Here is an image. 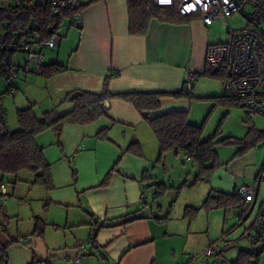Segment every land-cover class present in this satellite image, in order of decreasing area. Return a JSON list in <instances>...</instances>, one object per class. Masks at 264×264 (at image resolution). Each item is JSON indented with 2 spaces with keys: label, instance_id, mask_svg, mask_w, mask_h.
<instances>
[{
  "label": "crops",
  "instance_id": "crops-1",
  "mask_svg": "<svg viewBox=\"0 0 264 264\" xmlns=\"http://www.w3.org/2000/svg\"><path fill=\"white\" fill-rule=\"evenodd\" d=\"M77 18L80 26H68L64 35L57 30L61 39L56 48L42 50L44 64L57 62L66 67L64 72L46 78L35 73L33 66H29L30 71L27 72L24 70L25 62L20 65L21 71L12 87L7 85L4 90L7 94L18 95L16 103L19 106L14 114L17 109L30 104L34 105L38 117L52 109L66 112L72 107L63 102L69 91L81 89L101 93L106 76H110L108 90L112 93L176 91L187 83L185 73L188 69L195 72L203 70L206 48L210 45L209 25H204L198 18L179 24L152 19L146 34L131 35L128 32L126 0H96ZM44 50L50 51L46 59ZM115 72L118 74L113 76ZM195 83L191 85L192 89ZM191 100L162 97L160 107L146 111L143 117L131 103L112 98L106 115L95 122L64 125L61 148L64 155L72 154L77 177L73 192L77 199H73L72 205L83 212L80 223L87 230L88 247L85 246L80 264L188 263L184 260L188 254V243H180V239H194V236L191 219L184 215V209L187 206L200 207L211 191L234 193L241 187L256 183V198L248 213L242 218L234 212L242 223L243 235L251 227L259 203L264 201V174L257 149L251 148L238 156L220 160L221 165L209 177L193 185L200 186L194 194H183V187H188L183 183H191L197 175V167L193 163V172H183L179 159L177 163L173 156L179 154L175 151L165 152L158 160V141L147 119L170 111L188 112L193 107ZM102 128L108 129L106 139L96 137ZM35 140L44 150L42 133L36 135ZM135 142L140 144L141 155L126 152L128 146ZM44 156L50 164L51 151L45 149ZM114 165L115 171L106 180ZM176 169L178 174L171 175L170 171ZM189 178L193 180L189 182ZM159 182L168 186L160 195L155 194V183ZM142 193L145 194L144 200L140 198ZM177 202L178 214L175 215L172 209ZM216 207L213 205L201 210H206L208 217L209 210ZM90 237H93L92 242H89ZM172 239H178L183 262L178 260ZM203 239L211 238L208 235ZM77 242L58 244L60 242L50 240L47 246L63 249L76 247ZM205 243L208 247L214 242Z\"/></svg>",
  "mask_w": 264,
  "mask_h": 264
},
{
  "label": "rangeland",
  "instance_id": "rangeland-1",
  "mask_svg": "<svg viewBox=\"0 0 264 264\" xmlns=\"http://www.w3.org/2000/svg\"><path fill=\"white\" fill-rule=\"evenodd\" d=\"M86 1L88 0H76L77 3ZM10 4H12V0H0V6L7 7ZM71 25L72 22L69 19H64L58 29L60 34L64 35L67 27ZM244 25L245 20L240 14H234L227 20L214 22L208 27L209 44L227 41L229 27L234 29ZM43 53L46 59V55L50 51L44 50ZM13 62L17 65L23 64L25 55L21 52L14 54ZM195 82L192 91L194 97L191 100L193 107L187 112V115L188 120L193 124H204L202 139L211 137L217 130L219 132L216 134L215 139L218 141L227 138L234 140L243 138L250 126V123L246 121L248 113L245 107L225 104L214 105V101L211 99L213 96L222 94L221 76L218 74H202ZM6 87V82L0 78V104L5 110L7 130L12 132L19 128L16 114H14L15 108L19 106L16 103L18 95L16 93H5ZM251 120L256 128L264 130V116L253 115ZM41 143L44 150L51 151L50 171L54 187L47 189L44 185L35 182V174L30 169H22L16 174H2L0 172V181L5 184V191L8 194L6 198L0 196V244L5 245L9 239L30 241L35 220L39 219L44 223L41 239L46 245L50 240L60 242L58 244L65 242L73 244L80 241L88 247L87 230H85V225L80 223L83 221L84 214L79 207L72 205L73 199H77L75 198L76 195L73 194L77 177L74 178L72 174L74 168L72 154L67 153L64 155L65 153L62 152L61 146L57 143L55 135L51 131L42 132ZM239 147V143L219 142L215 148L219 160H222L238 156L237 150ZM252 149L258 151L261 172L264 174V140L258 141ZM173 156L176 158L177 163L179 159L183 172H193V164L186 159L184 154H173ZM160 172L163 175L162 166H160ZM170 172H172L171 175L176 176L178 169ZM166 174L168 175V172ZM191 178H189V182L193 180ZM199 189L200 186H185L183 187V194H194ZM166 200L167 198H164V201ZM179 202L172 209L175 215L178 214ZM209 211L210 214L207 217L206 210L200 209L190 220L193 225L192 235L194 239H180V243H188L186 246L188 254L184 259L188 263L184 264H231L240 251L253 249L254 245L246 237V231L243 235L242 223L239 217L234 215L236 211L233 208L219 206ZM208 235L211 239H203ZM172 241L176 246L178 260H180L183 254L181 247L178 246V239H172ZM205 242H214L210 245L220 251L219 256L213 255L210 262H207L203 257L204 251L210 246L205 247ZM260 246V244H256L255 248L258 249ZM5 250L8 257L7 264H31L35 258L33 251L20 242L8 244ZM259 260V264H264V250L261 251ZM44 263L72 264L69 260L53 257L48 258Z\"/></svg>",
  "mask_w": 264,
  "mask_h": 264
},
{
  "label": "trees",
  "instance_id": "trees-1",
  "mask_svg": "<svg viewBox=\"0 0 264 264\" xmlns=\"http://www.w3.org/2000/svg\"><path fill=\"white\" fill-rule=\"evenodd\" d=\"M96 0H88L84 3H75L70 5L66 10L59 14H53L48 5L40 6L33 10L15 9L10 4L7 7L0 6V32L6 30L7 37L11 34V23L14 20H21L30 30L27 36L31 41H43L49 38L53 33L57 32L64 19L71 20L78 17L82 10ZM129 23L128 32L131 35H144L148 30L150 20L156 19L159 22L168 23H185L190 22L198 17L183 16L178 13L176 6L160 7L156 6L151 0H126ZM7 47L0 48V61L8 54ZM66 69L65 66L57 62L43 64L40 74L46 78L60 74ZM118 72L112 75H117ZM198 77L205 72H197ZM198 79V78H197ZM110 76H106L103 81V90L101 93H92L81 89L69 91L63 102L71 104V109L59 113L52 109L44 112L42 117H38L34 111V105L30 104L26 108L16 110V120L19 128L9 132L0 138V172L2 174H16L22 169H30L35 174V182L44 185L47 189L54 187L51 179L50 164L46 161L42 146L36 143L35 137L39 133L51 130L56 138L57 143L61 146L60 138L65 124H91L99 118L106 115V102L112 98H119L131 103L134 108L144 117L146 111L156 110L160 107V99L165 96L174 98L194 97L193 89L186 90V84L176 91L162 90H133L119 93H112L108 90V82ZM195 82V81H194ZM191 85L193 86V83ZM10 88V87H8ZM211 99L214 105L225 104L243 106L241 102L234 98L213 96ZM251 115L248 114L246 121L250 123L247 134L241 138L234 140L232 138L216 140L215 136L218 130L206 139H202L203 123L200 125L192 124L188 121L187 111H170L163 113L155 118L147 119L152 132L154 133L159 146V156L168 151L182 153L197 167V175L195 179L187 184L188 187L193 186L199 180L209 177L214 169L221 165L216 151V144L219 142L239 143L240 147L237 154H243L247 150L256 146L258 141L264 140V130L256 128L252 123ZM108 129L102 128L96 133L98 139L107 138ZM126 152L141 155L140 144L135 142L128 146ZM115 171V165L107 173L106 180L111 172ZM73 177L76 178V171L72 170ZM146 174H144V177ZM157 188L155 194H162L168 188L165 183H155ZM8 196V194H7ZM242 197L234 193L211 191L205 197L200 207L187 206L184 209V215L190 219L196 215L201 208H208L216 205L224 208H233L237 215L244 217L248 210L239 208ZM1 210V205H0ZM43 222L39 219L35 220L34 229L31 233L32 237L41 239L43 234ZM93 241L90 237L89 242ZM13 242H20L29 245V241L20 239H9L5 245L0 244V259L8 260L6 254V246ZM252 250H242L231 264H259L261 251L264 250V243L256 240L252 243ZM260 244V248L256 249L255 245ZM220 253V251L218 252ZM217 253V254H218ZM31 264L40 263L35 258Z\"/></svg>",
  "mask_w": 264,
  "mask_h": 264
},
{
  "label": "built area",
  "instance_id": "built-area-1",
  "mask_svg": "<svg viewBox=\"0 0 264 264\" xmlns=\"http://www.w3.org/2000/svg\"><path fill=\"white\" fill-rule=\"evenodd\" d=\"M156 6H176L183 16L196 15L204 25H211L216 21L227 20L234 14H240L245 25L228 30V39L222 43L210 44L206 48L204 67L201 72L218 74L221 76L222 96L234 98L241 102L251 116H264V0H151ZM75 0H12L15 9L33 10L48 5L53 14L66 10ZM73 26H80V20L71 19ZM11 34L0 32V48L7 47L8 54L0 61V78L4 79L8 87L21 71V66L13 62L14 54L21 52L25 55L24 70L29 72V66L40 74L43 62L42 50L54 49L61 37L57 32L43 41H31L27 36L29 28L21 20L11 23ZM198 78L197 72L188 69L185 81L192 83ZM5 112L0 104V138L7 133ZM189 160V156L186 157ZM242 197L239 205L241 210H247L255 201L257 184L241 187L236 192ZM0 196L7 197L5 184L0 181ZM144 200L145 194L140 195ZM246 237L251 243L259 240L264 243V201L258 206L253 224L246 230ZM78 253L72 259V264H80L85 246L77 242ZM218 249L209 246L203 257L210 262L213 255L217 256ZM0 264H7L0 259Z\"/></svg>",
  "mask_w": 264,
  "mask_h": 264
},
{
  "label": "water",
  "instance_id": "water-1",
  "mask_svg": "<svg viewBox=\"0 0 264 264\" xmlns=\"http://www.w3.org/2000/svg\"><path fill=\"white\" fill-rule=\"evenodd\" d=\"M191 83L186 84V90L191 89ZM109 103L106 102L105 106L108 107ZM28 247L33 251L35 259L40 263H44L48 258H60L62 260H72L77 256L78 247H69L63 249H50L45 242L38 238L32 237L29 241Z\"/></svg>",
  "mask_w": 264,
  "mask_h": 264
}]
</instances>
